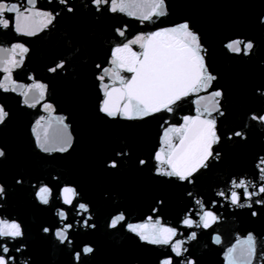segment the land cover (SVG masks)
Wrapping results in <instances>:
<instances>
[{"label": "water", "instance_id": "obj_1", "mask_svg": "<svg viewBox=\"0 0 264 264\" xmlns=\"http://www.w3.org/2000/svg\"><path fill=\"white\" fill-rule=\"evenodd\" d=\"M6 2L8 6L16 3L21 11L32 7L26 0ZM151 2L124 0L131 5L127 10L137 15L147 11L144 5ZM165 5L167 15L154 17L155 23H149L126 12L113 13L107 6L97 11L92 0H67V5L59 0H35L36 11L52 13L55 19L33 36L15 32L11 27L15 14H3L10 27L0 28V49L21 44L29 50L22 64L11 69L10 79L20 86H47L42 99L29 101L31 107L19 91L0 88V105L8 112L0 124V150L5 152L0 157V186L5 189L0 198V220L19 223L23 231L15 240H0L8 244L7 255L15 257L12 264H161L170 255L173 264L186 260L229 264L228 250L249 235L255 249L251 264H264V205L255 203L264 199V194L252 200L241 196V202L251 207H238L217 196L221 190L230 189L233 179L257 187L264 184V173L257 167L264 158V123L252 119L253 115H264V0H165ZM184 22L199 35L206 50V66L216 77L207 90L182 98L173 106V113L160 112L138 120L110 118L102 113L104 97L97 79L101 69L96 66L113 67V50L125 41L117 29L126 28L125 36L132 39ZM236 39L253 43V49L247 55L231 52L226 45ZM132 49L140 51L138 45ZM6 56V51L0 52V67ZM16 56L21 58L18 52ZM61 62L62 69L50 71ZM7 75L0 71V82H6ZM121 75L133 74L121 70ZM104 83L111 80L106 77ZM214 91L222 95L208 100ZM198 99L199 105L195 103ZM217 101L219 111L213 112V118L220 142L213 145V152L219 158H210L208 167L191 178L193 183L157 175L154 155L164 147V132L181 126L185 116L195 117L197 107H210ZM45 104L51 109L45 110ZM60 119L63 124L58 123ZM64 125L71 136L68 151L44 152L37 132L43 138L47 131L49 145L54 147L52 136ZM237 131L243 138L233 135ZM173 144H178L175 137ZM112 160L117 161L116 168L109 166ZM140 160L147 163L141 165ZM44 185L52 190L47 205L37 197ZM66 186L78 192L72 206L62 200ZM197 199L218 216L209 228L182 224L189 212L199 221ZM78 202L86 204L89 212L78 215ZM60 210L67 213L66 221L59 218ZM121 213L126 220L111 228V219ZM88 216L91 219L85 225ZM148 217L183 234L177 237L185 241L183 256L176 257L170 246L141 240L125 226L147 223ZM66 223L73 225L68 233L70 244L61 243L55 236ZM45 228L50 231L46 233ZM193 231L195 239L189 235ZM85 246L92 247L93 252L83 253ZM77 253L81 254L79 260Z\"/></svg>", "mask_w": 264, "mask_h": 264}, {"label": "snow or ice", "instance_id": "obj_2", "mask_svg": "<svg viewBox=\"0 0 264 264\" xmlns=\"http://www.w3.org/2000/svg\"><path fill=\"white\" fill-rule=\"evenodd\" d=\"M31 4V8H26L21 11L20 6L16 3H11L8 6L6 0H0V28L8 29L10 20L4 18L3 14L14 13L11 20L12 29L20 34L33 36L37 32L42 31L55 19L54 15L49 12L36 11L35 0H26ZM97 11L101 10L102 6H107L109 11L126 12L127 15L133 16L138 20L149 23H155V18L167 15L165 0H152L151 3L144 5L147 11L137 15L136 12L128 11L131 5L124 3V0H92ZM59 3L67 5V0H59ZM69 12L73 11L68 7ZM42 18V19H37ZM126 28L117 29L120 37H124L125 41L122 45L116 46L112 53L111 68L101 69V75L97 79L101 82L103 99L101 101L100 111L110 118L121 117L126 120H138L154 115L160 112L173 113L174 105L182 98L191 94H198L200 91H206L213 80L216 79L206 66L205 53L201 39L197 33L190 29L189 23L184 22L170 28H164L147 34L137 35L135 38L129 39L125 36ZM138 45L140 51H133L132 46ZM233 53H242L247 55L253 49V43L244 42L239 39L233 40L226 45ZM7 52V56L3 58L4 66L0 67V71L7 73L4 81L0 82V88L4 91H19V94L24 97V103L30 107L36 101L42 99L46 92V85L42 83H34L30 86H20L15 81L10 79L11 69L19 67L22 64V58L29 50L21 44L14 45L11 49H0V52ZM21 57L17 59L16 54ZM64 67L63 62L51 68L50 71L56 72ZM121 70L127 73H132L130 77L121 75ZM108 77L111 83H104ZM8 84L12 86L9 88ZM222 95L221 91H214L207 98L215 100ZM197 105L200 100H196ZM45 110H50L51 105L45 104ZM197 114L193 116L183 117V124L179 127H170L164 132L163 144L158 152L154 155V160L157 164V175L177 178L179 181L193 183L191 179L195 173L201 169L208 167L210 158L218 159L219 154L213 152V145L220 142V136L217 134L216 119L213 118V112L219 111L218 101L210 107H197ZM223 113H221L222 115ZM8 117V112L0 105V124H3ZM253 120H259L264 123V115L257 117L252 116ZM63 124V120L58 121ZM41 125L37 123L36 128ZM236 137L243 138L242 132H235ZM173 137L178 140V144H173ZM52 139L55 141V146L49 145V134L44 132L43 138L37 132V140L39 147L44 152L59 151L66 152L71 146V136L67 134V125L63 129H57ZM123 152H118L117 155H124ZM5 152L0 150V157H4ZM139 163L144 165L145 160H140ZM116 168L117 161L112 160L110 165ZM258 170L264 173V158H261L257 165ZM249 188L254 191H249ZM242 189L243 192L236 191ZM5 189L0 186V198H3ZM264 194V184L257 187L255 184L246 182L245 180L231 181V186L228 191L221 190L217 196L229 200L231 204L238 207L244 205L241 202V196L245 200H252L254 196ZM52 190L44 185L38 189L37 197L39 201L47 205L49 204ZM62 200L65 205L72 206L74 200L78 196V192L74 187L66 186L62 189ZM191 196L192 193H189ZM162 203V202H161ZM195 203L200 206L196 215L200 217L199 221L193 219L192 213L186 214L182 224L188 228L203 227L209 228L212 223H215L218 216L207 209L201 200L197 199ZM256 204L264 205V199H258ZM215 201L213 202V207ZM76 210L78 215H83L89 212L88 206L84 203H77ZM155 211V210H154ZM253 215H256L253 212ZM58 216L61 220H67V213L63 210L58 211ZM88 216L83 223L88 224ZM126 217L124 214H118L110 221V227L116 228L118 224L124 222ZM147 223L131 224L125 226L128 231L135 233L141 240L153 245H166L171 247L172 253L176 257H181L187 251L184 248L185 241L178 239L179 235H183L178 229L171 226L162 225L159 220L153 221L152 217L147 218ZM79 223V222H78ZM71 223L64 224L61 228L55 231V236L61 243H71L69 231L72 229ZM95 227V225H91ZM47 233L49 228H45ZM192 239L196 238V232L189 234ZM23 236L21 225L16 222H8L0 220V240L11 239L15 240ZM219 243V237L216 238ZM10 249L7 243H0V264H12L15 257L7 255ZM19 251V249H17ZM253 237L249 235L246 241H242L235 248L228 250L229 264H251V259L254 255ZM93 248L85 246L83 253H92ZM235 254V259L233 256ZM80 253L76 254V259H80ZM161 264H173V257L167 256L161 261ZM181 264H195L194 261L186 260Z\"/></svg>", "mask_w": 264, "mask_h": 264}]
</instances>
